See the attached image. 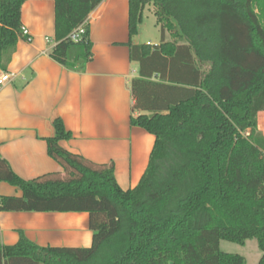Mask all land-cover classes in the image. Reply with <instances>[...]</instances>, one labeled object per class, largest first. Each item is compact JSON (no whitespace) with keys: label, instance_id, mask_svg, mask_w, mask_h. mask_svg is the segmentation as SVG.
Wrapping results in <instances>:
<instances>
[{"label":"trees","instance_id":"16d2710c","mask_svg":"<svg viewBox=\"0 0 264 264\" xmlns=\"http://www.w3.org/2000/svg\"><path fill=\"white\" fill-rule=\"evenodd\" d=\"M27 0H0V69L6 72L22 36ZM50 58L65 68L91 57L88 15L103 0H52ZM152 3L164 32L186 45L133 46L130 125L154 137L139 183L123 191L113 163L94 164L64 150L71 139L52 122L47 155L62 169L19 178L0 158V182L22 197H0L1 212L87 213L89 248H42L19 231L0 244V264H245L219 242L254 239L264 264V0H129L128 33H137ZM83 25L78 42L68 36ZM156 80H151V79Z\"/></svg>","mask_w":264,"mask_h":264},{"label":"crops","instance_id":"0c3cea01","mask_svg":"<svg viewBox=\"0 0 264 264\" xmlns=\"http://www.w3.org/2000/svg\"><path fill=\"white\" fill-rule=\"evenodd\" d=\"M154 12L148 3L141 12L140 25L148 14L160 32ZM128 14L129 0H103L85 21L90 59L65 68L50 58L56 45L53 1L27 0L22 5V28L31 40H18L6 72L0 69V75L12 77L0 88V158L19 178L31 180L62 172L46 151V139L53 136L52 122L59 118L72 135L60 143L64 150L97 165L113 163L115 180L123 191L139 183L154 137L131 126L130 118L151 117L156 112L132 111L130 85L139 78V64L131 60L128 44L186 43L172 36L175 28L162 37L160 33L158 44H139L138 30L129 38ZM0 197L21 198L22 193L0 182ZM19 231L42 248H89L92 243L84 212L0 211V244H16Z\"/></svg>","mask_w":264,"mask_h":264},{"label":"rangeland","instance_id":"374dc122","mask_svg":"<svg viewBox=\"0 0 264 264\" xmlns=\"http://www.w3.org/2000/svg\"><path fill=\"white\" fill-rule=\"evenodd\" d=\"M141 23V22H140ZM137 26L138 37L137 42L139 44H147L151 42L158 44L160 42V32L152 19L148 17V14L143 18L142 24ZM261 128L264 129V116L261 117ZM219 251L225 254L238 255L245 259V264H257L262 253L259 250L257 243L254 239L247 240L244 245L233 244L226 241L219 242Z\"/></svg>","mask_w":264,"mask_h":264},{"label":"built area","instance_id":"2783aa9c","mask_svg":"<svg viewBox=\"0 0 264 264\" xmlns=\"http://www.w3.org/2000/svg\"><path fill=\"white\" fill-rule=\"evenodd\" d=\"M21 31H22V36L28 37L27 42H30L31 39H30V36L28 35L27 30L22 28ZM82 34H83V25L73 30L71 34L68 36V39L71 40L72 42H78ZM11 78L12 77L10 74L2 73L0 75V88L4 86L5 84L9 83L11 81Z\"/></svg>","mask_w":264,"mask_h":264},{"label":"water","instance_id":"95a60500","mask_svg":"<svg viewBox=\"0 0 264 264\" xmlns=\"http://www.w3.org/2000/svg\"><path fill=\"white\" fill-rule=\"evenodd\" d=\"M169 264H171V263H169Z\"/></svg>","mask_w":264,"mask_h":264}]
</instances>
